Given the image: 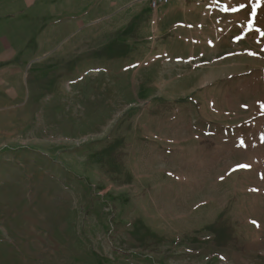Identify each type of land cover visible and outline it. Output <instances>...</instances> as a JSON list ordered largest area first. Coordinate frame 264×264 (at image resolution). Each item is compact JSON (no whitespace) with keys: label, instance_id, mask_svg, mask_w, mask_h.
I'll return each mask as SVG.
<instances>
[{"label":"rangeland","instance_id":"374dc122","mask_svg":"<svg viewBox=\"0 0 264 264\" xmlns=\"http://www.w3.org/2000/svg\"><path fill=\"white\" fill-rule=\"evenodd\" d=\"M0 264H264V0H0Z\"/></svg>","mask_w":264,"mask_h":264},{"label":"built area","instance_id":"2783aa9c","mask_svg":"<svg viewBox=\"0 0 264 264\" xmlns=\"http://www.w3.org/2000/svg\"><path fill=\"white\" fill-rule=\"evenodd\" d=\"M150 4V8L153 11H158L161 8L168 6L172 0H148Z\"/></svg>","mask_w":264,"mask_h":264},{"label":"snow or ice","instance_id":"6c2138e0","mask_svg":"<svg viewBox=\"0 0 264 264\" xmlns=\"http://www.w3.org/2000/svg\"><path fill=\"white\" fill-rule=\"evenodd\" d=\"M244 167H246V166H244ZM255 223V222H254Z\"/></svg>","mask_w":264,"mask_h":264}]
</instances>
